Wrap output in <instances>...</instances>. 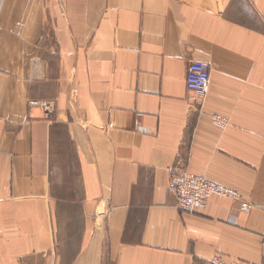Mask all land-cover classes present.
Masks as SVG:
<instances>
[{
  "label": "crops",
  "instance_id": "crops-1",
  "mask_svg": "<svg viewBox=\"0 0 264 264\" xmlns=\"http://www.w3.org/2000/svg\"><path fill=\"white\" fill-rule=\"evenodd\" d=\"M191 59L211 64L197 109ZM177 161L251 208L214 195L181 210ZM217 252L264 260V0H0V264Z\"/></svg>",
  "mask_w": 264,
  "mask_h": 264
},
{
  "label": "built area",
  "instance_id": "built-area-1",
  "mask_svg": "<svg viewBox=\"0 0 264 264\" xmlns=\"http://www.w3.org/2000/svg\"><path fill=\"white\" fill-rule=\"evenodd\" d=\"M210 72V62L200 59L189 60L186 85L187 99L191 108L197 109L203 104L209 89ZM30 105L41 108L47 119H52L55 115V105L50 101L31 99ZM48 115H51L52 118H48ZM212 119L219 126L228 122L226 116L218 113L212 114ZM169 178V191L183 211L195 212L206 208L208 200L214 195L240 201L241 210L247 211L251 208L250 203L242 200V195L237 189L217 183L203 174L188 171L179 161L170 169ZM206 262V264H240L239 261L229 260L219 252L213 254ZM260 264H264V260Z\"/></svg>",
  "mask_w": 264,
  "mask_h": 264
},
{
  "label": "rangeland",
  "instance_id": "rangeland-1",
  "mask_svg": "<svg viewBox=\"0 0 264 264\" xmlns=\"http://www.w3.org/2000/svg\"><path fill=\"white\" fill-rule=\"evenodd\" d=\"M44 113H45V112H44ZM45 116H46V114H44V117H45ZM47 117H48V118H52V116H51V115H48Z\"/></svg>",
  "mask_w": 264,
  "mask_h": 264
}]
</instances>
